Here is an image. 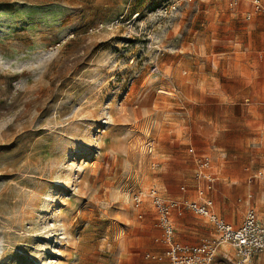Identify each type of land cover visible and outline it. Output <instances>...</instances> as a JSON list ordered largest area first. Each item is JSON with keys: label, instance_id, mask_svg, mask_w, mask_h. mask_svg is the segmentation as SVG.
I'll list each match as a JSON object with an SVG mask.
<instances>
[{"label": "rangeland", "instance_id": "1", "mask_svg": "<svg viewBox=\"0 0 264 264\" xmlns=\"http://www.w3.org/2000/svg\"><path fill=\"white\" fill-rule=\"evenodd\" d=\"M230 8L0 0V264L127 263L142 242L133 196L195 194L202 123L213 151L264 169V79L210 58ZM214 72L221 94H200ZM215 264L241 263L223 245Z\"/></svg>", "mask_w": 264, "mask_h": 264}, {"label": "crops", "instance_id": "2", "mask_svg": "<svg viewBox=\"0 0 264 264\" xmlns=\"http://www.w3.org/2000/svg\"><path fill=\"white\" fill-rule=\"evenodd\" d=\"M230 10L226 13L222 24L225 33L221 41L223 50H213L210 54L212 63L223 64L225 71H242L246 73L245 78L248 81L257 75L264 79V16L254 13L252 7L246 3H240L231 7ZM236 24L238 27H235ZM214 75L215 72L204 84L198 86L200 94L219 97L220 83ZM208 131L209 128L204 123L197 126V135L200 138L197 137L193 145L198 152H195L193 147L190 149L193 151L194 170L196 169L195 158L208 159L209 168L206 172L214 178L213 187L207 194L212 202L211 210L225 223L237 228L248 210L259 208L261 203L264 204V190H262L264 182L258 180L249 182L255 172L264 171V169L251 166V163L247 161L248 152L228 154L213 151L214 142ZM147 187L149 188L143 191L153 188ZM196 187L195 181L193 184L195 194L187 197V191L184 189L185 191L181 190L180 194L175 196L176 199L172 200L202 202ZM140 210H143L144 214L143 212L138 214L139 221L135 223V226L140 231L142 242L128 252L120 253L119 256L127 261L120 264H167L166 260L156 262L146 258L147 255H162L166 245L161 243L163 232L157 226L156 211L150 199H143ZM171 220L174 227L173 239L181 245L195 246L204 239L215 237L212 223L188 208L172 212Z\"/></svg>", "mask_w": 264, "mask_h": 264}, {"label": "built area", "instance_id": "3", "mask_svg": "<svg viewBox=\"0 0 264 264\" xmlns=\"http://www.w3.org/2000/svg\"><path fill=\"white\" fill-rule=\"evenodd\" d=\"M230 7L240 3L250 5L256 14L264 16V0H228ZM149 146L148 153L153 152ZM193 153L192 150H189ZM196 169L194 179L197 182L196 191L202 202L177 201L162 197L156 189H149L146 192L139 191L133 196L135 208H140L143 199L148 198L156 211L157 226L163 232L161 243L166 245L162 255H147L151 261L167 264H214L219 250L223 245L231 248L241 264H249L258 257H264V225L253 210L245 213L242 224L235 228L217 217L211 210L212 202L207 193L212 189L214 178L207 174L209 161L206 158H195ZM156 168V166H152ZM254 180L264 182V171L254 173L249 182ZM185 191L184 188L181 189ZM181 208H188L195 214L207 218L214 227L215 237L204 239L198 245L186 246L176 243L174 227L171 220L172 212H179Z\"/></svg>", "mask_w": 264, "mask_h": 264}, {"label": "bare ground", "instance_id": "4", "mask_svg": "<svg viewBox=\"0 0 264 264\" xmlns=\"http://www.w3.org/2000/svg\"><path fill=\"white\" fill-rule=\"evenodd\" d=\"M127 198H128V197H127ZM127 198H124V200H127ZM124 200H123V201H124ZM125 202H126V201H125Z\"/></svg>", "mask_w": 264, "mask_h": 264}]
</instances>
